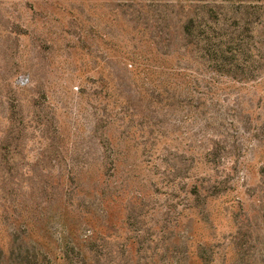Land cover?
<instances>
[{"label":"rangeland","instance_id":"rangeland-1","mask_svg":"<svg viewBox=\"0 0 264 264\" xmlns=\"http://www.w3.org/2000/svg\"><path fill=\"white\" fill-rule=\"evenodd\" d=\"M0 264H264V0H0Z\"/></svg>","mask_w":264,"mask_h":264}]
</instances>
